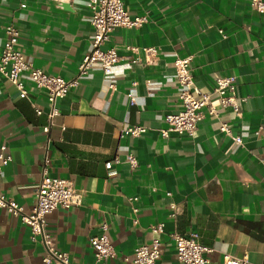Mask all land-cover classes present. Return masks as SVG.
<instances>
[{"label":"crops","instance_id":"0c3cea01","mask_svg":"<svg viewBox=\"0 0 264 264\" xmlns=\"http://www.w3.org/2000/svg\"><path fill=\"white\" fill-rule=\"evenodd\" d=\"M123 1L132 16L144 14L147 21L111 32L103 48L116 47L119 61L109 72L95 64L57 100L60 113L49 132L47 91L25 77L29 98L22 97L0 73V148L6 145L12 154L0 192L30 211L47 155L52 175L74 180L81 201L47 215L71 264H140L132 260L134 249L154 235L162 241L156 264H183L173 231L196 233L213 248L211 264H224V253L264 264V140L256 133L260 127L264 133V12L250 0ZM87 2L0 0V53L5 27L14 24L27 60L47 73L74 76L93 48ZM149 46L157 52L146 53ZM178 56H191L195 84L212 93L215 104L216 77H235L240 111L219 106L214 115L205 109L194 135L164 136L166 115L182 106ZM224 121L242 144L220 129ZM132 125L147 131L122 136ZM128 153L138 166H130ZM158 223L163 231L154 234ZM103 232L116 254L98 261L90 239ZM0 264H46L30 225L3 207Z\"/></svg>","mask_w":264,"mask_h":264},{"label":"built area","instance_id":"2783aa9c","mask_svg":"<svg viewBox=\"0 0 264 264\" xmlns=\"http://www.w3.org/2000/svg\"><path fill=\"white\" fill-rule=\"evenodd\" d=\"M89 9L92 12L91 22L94 27V41L91 51L86 53L79 63L78 70L74 76L66 78L45 72L42 68L36 67L27 60L19 44V29L14 24L5 27L6 38L0 53V73L7 77L19 90L22 97L29 98L25 87V77L33 81L36 87L47 91L49 109L47 111L48 123L44 130L49 132L55 123V117L60 110L57 100L68 94L72 87L80 83V78L98 64L105 71L109 72L112 66L119 61L120 55L114 46L103 48V44L109 40L111 32L117 27L137 28L147 21L146 15L132 16L125 7L123 0H88ZM251 6L264 12V0H250ZM148 54H155L157 48L154 46L145 47ZM138 57L133 60H137ZM191 56H178L175 61L176 78L180 85L179 97L182 106L174 112L166 115L165 120L168 126L162 129V134L167 136L170 131L180 134L194 135L198 128L199 121L204 117V110L217 115L219 106H231L234 111H240V105L234 94L235 77H216V85L213 93L217 94L218 104L212 100V93H203L196 86L194 75L190 66ZM114 88V84H110ZM37 113H43V109L35 106ZM261 128L256 133L264 140V133ZM220 129L230 135L234 143L242 144L243 138L234 134L229 123L222 122ZM147 131L144 125H132L121 130V135L139 136ZM130 166H138V159L133 153L127 155ZM12 160V154L6 145L0 148V178L3 169ZM260 160L264 163V157ZM50 157L44 159L43 173L40 182L36 187V203L30 211H26L24 205L20 204L13 197L0 192V207L5 208L9 213L20 217L31 227V238L38 241L43 247V261L46 264H71L69 254L58 248L55 237L49 229L47 215L59 206L70 207L81 201V191L75 187L74 180L69 177L55 176L50 173ZM178 211H175V215ZM106 228V226L104 227ZM163 231V223L152 226V233L157 234ZM174 241L178 259L183 264H211L208 256L213 248L204 245L197 239V234L185 235L178 231L170 233ZM90 243L94 248L98 261L110 258L116 254V249L107 233L92 236ZM161 239L154 235L149 243L141 244L134 249L132 260L140 264H156L161 254ZM125 256V259H129ZM224 264H262L252 263L248 257L236 256L231 253H224Z\"/></svg>","mask_w":264,"mask_h":264}]
</instances>
